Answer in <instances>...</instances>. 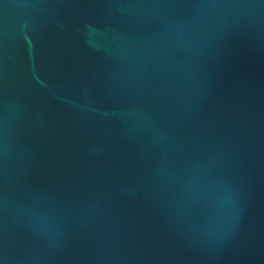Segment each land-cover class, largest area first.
I'll return each instance as SVG.
<instances>
[{
    "label": "water",
    "instance_id": "95a60500",
    "mask_svg": "<svg viewBox=\"0 0 264 264\" xmlns=\"http://www.w3.org/2000/svg\"><path fill=\"white\" fill-rule=\"evenodd\" d=\"M0 264H264V0H0Z\"/></svg>",
    "mask_w": 264,
    "mask_h": 264
}]
</instances>
